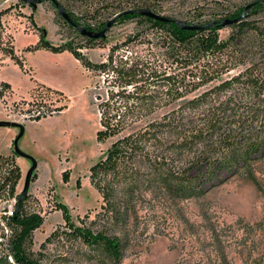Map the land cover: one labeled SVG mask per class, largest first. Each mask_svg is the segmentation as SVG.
Masks as SVG:
<instances>
[{
	"label": "rangeland",
	"instance_id": "1",
	"mask_svg": "<svg viewBox=\"0 0 264 264\" xmlns=\"http://www.w3.org/2000/svg\"><path fill=\"white\" fill-rule=\"evenodd\" d=\"M257 1H165L159 15L194 25L228 19L248 8L244 21L255 27L242 33L232 26L220 30L221 40L228 41L232 35L237 40L223 57L226 69L216 80L182 99L162 104L119 135L99 142V106L108 101L112 88L107 80L111 77L96 75L66 52L54 54L35 50V46L45 36L50 44L78 48L89 61L99 63L106 61L114 46L138 33L142 37L130 51L139 56L161 54L153 46L159 43L156 31L138 19H129L115 23L105 39L90 44L51 2L42 1L34 8L21 0H0V120L24 125L19 148L38 164L23 207L27 216L42 220L26 244L33 259L40 264H116L107 260L100 249L67 234L72 225L118 238L124 250L118 264H218L217 256L223 252L234 264H251L254 260L264 264V156H258L236 174L222 171L220 183L211 190L210 184H204L207 193L197 199H181L143 186L131 196L118 194L117 208L111 209L90 178L91 167L105 159L118 138L135 134L177 112L180 131L161 135L159 143L147 150L153 157L170 150L165 155L173 171L185 179L194 175L188 172L193 156L175 147L182 132L197 121V115L193 111L181 114V107L256 64L255 71L264 80V11L251 14ZM58 2L77 25L95 32H100L102 25L120 11L115 10L119 0ZM39 51L45 52L36 54ZM32 54H36L34 66L29 67L25 62ZM239 88L233 91L239 97H253L250 89ZM231 95L230 90L223 93L222 99ZM261 99L255 106L247 99L243 102L253 106L258 126L264 127V93ZM18 134V129L0 127V154L15 155L13 142ZM15 159L22 171L17 188L20 196L32 163L19 156ZM138 164L146 170L144 161ZM10 202L0 205V264L13 263L14 237L2 218Z\"/></svg>",
	"mask_w": 264,
	"mask_h": 264
},
{
	"label": "trees",
	"instance_id": "2",
	"mask_svg": "<svg viewBox=\"0 0 264 264\" xmlns=\"http://www.w3.org/2000/svg\"><path fill=\"white\" fill-rule=\"evenodd\" d=\"M165 1L168 0H119L115 10L120 9L119 13H122L127 10L148 9L158 14ZM262 1L258 0L252 5V15L264 11ZM245 13L246 9H242L228 19L240 18ZM168 18L172 21L164 23L139 14H127L116 21L138 19L150 25L159 40L153 46L160 49L161 54L139 56L130 51V47L141 39L142 34L139 33L114 46L106 61L99 63L89 61L78 48L67 44L54 46L45 36L35 46V50L43 49L54 54L69 52L89 71L111 77L107 80L112 88L108 92V101L99 106V142L119 135L150 116L162 104L182 99L224 73L226 68L222 59L231 44L237 40V36L233 35L228 41L220 39L219 32L223 29L221 24L227 19L198 25L185 23L187 26H204L201 30H185L175 23L174 18ZM244 18L238 24L232 25L239 28V33L255 27L244 21ZM109 22L104 23L100 31ZM86 41L91 44L97 40L86 38ZM257 68V64L247 68L243 73L194 97L181 107V114L193 111L197 115V121L187 131L182 132L180 143L175 142L178 145L175 148L193 156L188 171L193 172V176L185 179L173 171L167 158L170 150L154 157L147 150L154 143H159L161 135L169 131H180L179 113L169 114L160 122L152 123L135 134L118 138L107 151L105 159L91 167V182L102 195L103 201L111 209L115 206L117 208L115 198L118 194L131 196L143 186L181 199L201 198L207 193L204 184H210V190L216 187L220 183L219 175L222 171L236 174L250 166L258 156H264V127L258 126V115L252 109L253 106L251 108L248 102H243L247 99L254 106L262 102L264 80L261 74L256 73ZM239 86L243 90L250 89L253 97L249 99L246 95L239 97L238 93L235 94L233 91L239 90ZM230 90L232 95L223 100V93ZM15 156L18 155L0 154V205L17 199L14 214L2 217L14 237L11 264H40L28 254L26 244L33 231L41 226L42 220L38 216H27L23 211L28 198L19 199L17 195L22 171ZM139 161L145 162L146 170L139 167ZM65 217L69 220L67 214ZM67 234L82 239L91 248L100 249L112 263L118 264L123 259V245L118 238L104 233L94 234L90 230H81L72 225ZM217 263L234 264L224 252L217 256ZM260 263L261 260H254L251 264Z\"/></svg>",
	"mask_w": 264,
	"mask_h": 264
},
{
	"label": "water",
	"instance_id": "3",
	"mask_svg": "<svg viewBox=\"0 0 264 264\" xmlns=\"http://www.w3.org/2000/svg\"><path fill=\"white\" fill-rule=\"evenodd\" d=\"M42 1H48L51 2L55 5V7L58 9L60 15L65 19V21L72 25L79 33L81 36L85 38H89L92 40H99V39H105L107 37V33L109 30L113 27V25L116 23L117 19L127 15V14H139L140 16L147 17L159 22H164V23H169L172 20L168 17L159 15L151 10L148 9H141V10H127L122 13L117 14L116 16L113 17V19L108 23L106 28L100 32H95V31H90L87 30L79 25H77L74 20L70 17L66 9L58 2V0H28L27 2L32 5L34 8L37 7V3H41ZM264 3V0L262 1ZM248 10V8H247ZM246 10V11H247ZM244 17L241 16L240 18L236 19H227L224 22H222L221 26L222 28L230 27L232 25L238 24L241 19ZM175 23L180 25L183 29L185 30H201L204 28V26H187L184 22H180L175 20ZM0 127L2 128H15L19 130V134L16 136L13 144H14V150L16 154L19 157H22L24 159H27L31 161L32 167L30 168L27 176H26V182H25V187L21 195L19 196V199H25L28 196L30 185H31V180L33 178L34 172L37 169V161L30 155L26 154L19 148V141L21 138L24 136L25 133V127L23 124L16 123V122H9V121H1L0 120Z\"/></svg>",
	"mask_w": 264,
	"mask_h": 264
},
{
	"label": "crops",
	"instance_id": "4",
	"mask_svg": "<svg viewBox=\"0 0 264 264\" xmlns=\"http://www.w3.org/2000/svg\"><path fill=\"white\" fill-rule=\"evenodd\" d=\"M45 51H39V52H37L36 54H38V55H40L41 53L43 54ZM67 54H69V55H71L74 59H75V57L72 55V54H70L69 52H66ZM35 54V55H36ZM63 54H65V53H63ZM35 55L34 54H32L31 55V57L30 56H28L27 57V59H26V62H25V64H27V66H34V64H33V60H34V57H35ZM62 55V54H61ZM76 60V59H75ZM77 61V60H76ZM78 62V61H77ZM8 65V67H10V68H16V66L15 65H11L10 63H7ZM14 135H15V132H14Z\"/></svg>",
	"mask_w": 264,
	"mask_h": 264
},
{
	"label": "built area",
	"instance_id": "5",
	"mask_svg": "<svg viewBox=\"0 0 264 264\" xmlns=\"http://www.w3.org/2000/svg\"><path fill=\"white\" fill-rule=\"evenodd\" d=\"M10 201L11 202H10V205L8 206V210H6L4 212V215H7V216H12L14 214L15 209H16V205H17V199L16 198H14ZM0 241H1V239H0Z\"/></svg>",
	"mask_w": 264,
	"mask_h": 264
},
{
	"label": "flooded vegetation",
	"instance_id": "6",
	"mask_svg": "<svg viewBox=\"0 0 264 264\" xmlns=\"http://www.w3.org/2000/svg\"><path fill=\"white\" fill-rule=\"evenodd\" d=\"M23 3L29 4L27 1L28 0H21Z\"/></svg>",
	"mask_w": 264,
	"mask_h": 264
}]
</instances>
